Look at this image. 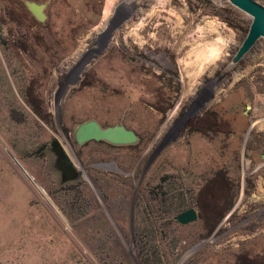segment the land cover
<instances>
[{
	"label": "rangeland",
	"instance_id": "374dc122",
	"mask_svg": "<svg viewBox=\"0 0 264 264\" xmlns=\"http://www.w3.org/2000/svg\"><path fill=\"white\" fill-rule=\"evenodd\" d=\"M252 22L229 0H0V264H264V38L234 63ZM89 121L139 141L78 145Z\"/></svg>",
	"mask_w": 264,
	"mask_h": 264
},
{
	"label": "water",
	"instance_id": "95a60500",
	"mask_svg": "<svg viewBox=\"0 0 264 264\" xmlns=\"http://www.w3.org/2000/svg\"><path fill=\"white\" fill-rule=\"evenodd\" d=\"M229 1L232 5L253 18L249 34L234 58V63H237L256 45L260 38H264V7L254 0ZM29 8L38 18L44 20L45 17L42 14L43 7L29 4ZM76 141L78 145L91 141H104L112 145L125 146L136 144L139 138L134 131L127 129L125 126L117 125L104 129L96 121H89L77 129ZM53 147L59 156V164L66 171V175H69V178H75L77 172L73 165L67 163V155L64 149L58 142H54ZM197 219L198 214L195 209H190L177 217V221L181 225L192 224Z\"/></svg>",
	"mask_w": 264,
	"mask_h": 264
},
{
	"label": "bare ground",
	"instance_id": "6f19581e",
	"mask_svg": "<svg viewBox=\"0 0 264 264\" xmlns=\"http://www.w3.org/2000/svg\"><path fill=\"white\" fill-rule=\"evenodd\" d=\"M106 7V6H105ZM112 8L113 7H111V4L110 5H108V7L107 8H105V10H104V19L106 20H108L109 18H110V16H111V11H112ZM81 52V51H80ZM79 54L80 53H77V55L79 56ZM76 57V56H75ZM77 58V57H76ZM75 58V59H76Z\"/></svg>",
	"mask_w": 264,
	"mask_h": 264
},
{
	"label": "flooded vegetation",
	"instance_id": "af4514ba",
	"mask_svg": "<svg viewBox=\"0 0 264 264\" xmlns=\"http://www.w3.org/2000/svg\"><path fill=\"white\" fill-rule=\"evenodd\" d=\"M213 112H214V113L212 114L213 117H215V118L217 119V111H216V110H213ZM216 121H217V120H216ZM216 126H217V122H216ZM216 126H215V127H216ZM216 129H217V128H214V130H216Z\"/></svg>",
	"mask_w": 264,
	"mask_h": 264
}]
</instances>
